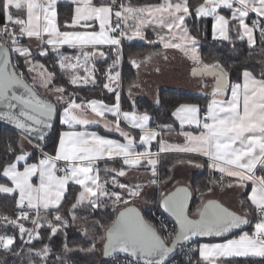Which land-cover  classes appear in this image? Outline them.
I'll use <instances>...</instances> for the list:
<instances>
[{
  "label": "snow or ice",
  "instance_id": "obj_1",
  "mask_svg": "<svg viewBox=\"0 0 264 264\" xmlns=\"http://www.w3.org/2000/svg\"><path fill=\"white\" fill-rule=\"evenodd\" d=\"M177 56L205 103L165 122ZM0 124V264H264V0H0Z\"/></svg>",
  "mask_w": 264,
  "mask_h": 264
},
{
  "label": "crops",
  "instance_id": "obj_2",
  "mask_svg": "<svg viewBox=\"0 0 264 264\" xmlns=\"http://www.w3.org/2000/svg\"><path fill=\"white\" fill-rule=\"evenodd\" d=\"M68 0H61V3H67ZM70 9V8H69ZM70 11V10H69ZM65 13V12H64ZM159 66L162 69L161 73L157 75V78L152 82V86L149 90H146L144 93L138 95L137 99H144L148 101L150 104L154 105V97L158 96V93L162 89H168L177 92H185L193 95H203V93L199 90L196 80L191 77V66L188 65L186 62L180 59L177 56L175 59L170 57L169 61L165 63L162 59L159 62ZM87 94V93H86ZM205 97V96H204ZM126 108L128 107L127 104L124 105ZM92 130L97 131L99 134L106 136L107 138L111 139H122L119 135L115 132H107L101 126H92ZM103 167V165H101ZM185 179L189 181L190 175H193L199 172V169L191 168V169H183ZM250 191V188L248 189ZM225 201L233 199L231 193L227 195L221 194ZM152 207L149 204L144 211L150 210ZM238 234V232H237ZM231 238V236L229 237ZM214 242H222V238H211ZM74 260L76 264H89L90 258L81 253H76L74 256Z\"/></svg>",
  "mask_w": 264,
  "mask_h": 264
},
{
  "label": "trees",
  "instance_id": "obj_3",
  "mask_svg": "<svg viewBox=\"0 0 264 264\" xmlns=\"http://www.w3.org/2000/svg\"><path fill=\"white\" fill-rule=\"evenodd\" d=\"M69 7L61 8V12H69ZM126 45L131 43V47L126 48V52H143L147 49V45L139 40L133 42H125ZM202 52L204 53L205 59L210 60L213 56L217 53L220 54V58L227 60L228 62L238 61L239 57L232 55L229 53L228 49L222 48L219 46H213V42L211 41L210 34L206 40L203 41ZM125 73L127 74V68L124 69ZM87 95H92L91 93H87ZM158 96L161 100V106L156 109L154 115L158 116L161 121L167 122L170 119L171 110H174V107L179 106L181 103H197L203 105L205 103V97L202 95H193L185 92H177L168 89H162L159 91ZM137 104L141 111L148 110L150 113L153 112V109L156 106L150 104L148 101L144 99H137ZM10 132V129L7 126L0 125V138L5 137ZM196 182L192 180L191 184L195 187L197 184L205 183L207 176L197 173L194 175ZM194 207V205H193ZM0 211L8 212L10 208L3 207L0 208ZM153 211L158 212L155 210L154 207H151L150 210L146 211L145 214L149 217H152ZM159 213V212H158ZM238 232V231H237ZM178 264H183V261H180Z\"/></svg>",
  "mask_w": 264,
  "mask_h": 264
},
{
  "label": "rangeland",
  "instance_id": "obj_4",
  "mask_svg": "<svg viewBox=\"0 0 264 264\" xmlns=\"http://www.w3.org/2000/svg\"><path fill=\"white\" fill-rule=\"evenodd\" d=\"M197 173H201V174H203V175H205V176L208 175L207 170H203V171L200 170V171L197 172ZM197 173H195V174H193V175H190V178H189V181H190V182H192V180L196 182V179H195L194 175H196ZM184 174H185V173H184V170H181V171H178V172H177V176H178V177H181V178H185V175H184ZM152 207H153V206H152ZM146 211H148V210H146ZM146 211H144V212H146ZM89 264H90V262H89Z\"/></svg>",
  "mask_w": 264,
  "mask_h": 264
},
{
  "label": "built area",
  "instance_id": "obj_5",
  "mask_svg": "<svg viewBox=\"0 0 264 264\" xmlns=\"http://www.w3.org/2000/svg\"><path fill=\"white\" fill-rule=\"evenodd\" d=\"M158 215H159L158 212L153 211V213H152V217H153V218L157 217ZM180 261H183V258L180 257V256H177V257L175 258L173 264H178Z\"/></svg>",
  "mask_w": 264,
  "mask_h": 264
},
{
  "label": "water",
  "instance_id": "obj_6",
  "mask_svg": "<svg viewBox=\"0 0 264 264\" xmlns=\"http://www.w3.org/2000/svg\"><path fill=\"white\" fill-rule=\"evenodd\" d=\"M0 125H2V124H0ZM3 126H5V125H3ZM238 231V230H237Z\"/></svg>",
  "mask_w": 264,
  "mask_h": 264
}]
</instances>
